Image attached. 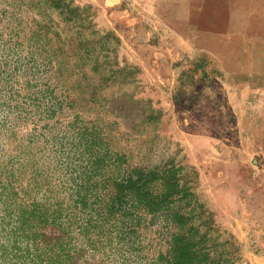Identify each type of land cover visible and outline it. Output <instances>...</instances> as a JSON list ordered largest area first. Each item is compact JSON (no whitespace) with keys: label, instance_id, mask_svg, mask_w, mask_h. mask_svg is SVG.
<instances>
[{"label":"rangeland","instance_id":"rangeland-1","mask_svg":"<svg viewBox=\"0 0 264 264\" xmlns=\"http://www.w3.org/2000/svg\"><path fill=\"white\" fill-rule=\"evenodd\" d=\"M0 264H264V0H0Z\"/></svg>","mask_w":264,"mask_h":264}]
</instances>
